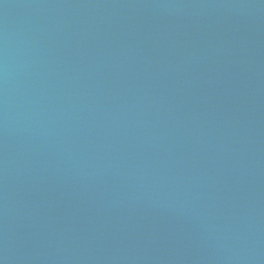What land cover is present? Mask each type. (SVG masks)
Instances as JSON below:
<instances>
[{"label":"water","instance_id":"water-1","mask_svg":"<svg viewBox=\"0 0 264 264\" xmlns=\"http://www.w3.org/2000/svg\"><path fill=\"white\" fill-rule=\"evenodd\" d=\"M0 264H264V0H0Z\"/></svg>","mask_w":264,"mask_h":264}]
</instances>
